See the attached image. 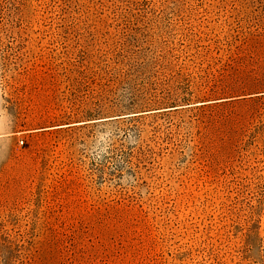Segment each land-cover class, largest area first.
<instances>
[{"label": "rangeland", "instance_id": "1", "mask_svg": "<svg viewBox=\"0 0 264 264\" xmlns=\"http://www.w3.org/2000/svg\"><path fill=\"white\" fill-rule=\"evenodd\" d=\"M0 264H264V0H0Z\"/></svg>", "mask_w": 264, "mask_h": 264}]
</instances>
